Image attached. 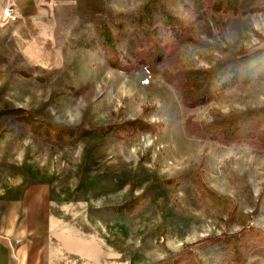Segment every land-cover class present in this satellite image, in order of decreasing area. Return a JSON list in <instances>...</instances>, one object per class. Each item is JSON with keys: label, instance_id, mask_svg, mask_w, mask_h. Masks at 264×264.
Returning <instances> with one entry per match:
<instances>
[{"label": "rangeland", "instance_id": "obj_1", "mask_svg": "<svg viewBox=\"0 0 264 264\" xmlns=\"http://www.w3.org/2000/svg\"><path fill=\"white\" fill-rule=\"evenodd\" d=\"M164 1L183 22L179 39L158 13L147 25L148 0L49 7L56 17L26 30L0 21V205L15 213L44 205L52 264H186L192 255L199 264H264V148L186 131L188 120L208 125L215 115L264 108V80L189 109L163 77L263 51L264 0L237 14H196L193 0ZM104 28L133 72L112 67ZM157 43L168 53L152 75L142 62ZM27 118L72 137H37ZM137 121L153 130L127 136L122 126ZM128 204L134 212L120 214ZM251 231L262 239L245 245L239 262L232 252L199 250L209 238Z\"/></svg>", "mask_w": 264, "mask_h": 264}, {"label": "trees", "instance_id": "obj_2", "mask_svg": "<svg viewBox=\"0 0 264 264\" xmlns=\"http://www.w3.org/2000/svg\"><path fill=\"white\" fill-rule=\"evenodd\" d=\"M184 3L185 0H179ZM256 0H218L210 6L203 0H193L192 7L196 14H202L213 8L216 13H245L247 9H254ZM158 13L163 25L169 29L172 37L179 39L182 35L183 22L172 17L166 9L164 0H148L143 9L144 21L150 25L153 14ZM150 36L148 32L146 34ZM104 50H108L112 67L122 73L128 74L134 68L123 64L116 52L113 32L104 28L100 34ZM146 50V58L142 62L146 70L152 75L157 74L158 68L164 63L168 48L161 43L153 44ZM165 81L170 84L181 98L183 105L189 109L203 107L215 98H221L224 94L238 84H250L264 80V50L239 59L227 58L216 64L209 70H183L177 74L168 71L163 73ZM27 128L37 137L53 138L57 142L65 141L72 137L71 133L63 132L49 125H43L29 118L23 120ZM127 136H132L140 131H152L153 127L141 121L128 123L122 126ZM186 131L191 137L210 139L221 145H229L240 142H254L256 146L264 148V108L248 110L243 113L230 114L228 116L215 115L208 125H199L191 120L186 123ZM216 200L221 199L213 193L210 194ZM135 208L128 204L118 209L120 214L132 213ZM261 235L258 232H248L233 238L217 239L209 238L199 244L200 252L205 257L217 256L224 253H233L236 261L241 259V251L247 246H254ZM264 243V240H263ZM231 250V251H230ZM192 255V254H191ZM183 260H186L183 259ZM186 264H199L192 255Z\"/></svg>", "mask_w": 264, "mask_h": 264}, {"label": "crops", "instance_id": "obj_3", "mask_svg": "<svg viewBox=\"0 0 264 264\" xmlns=\"http://www.w3.org/2000/svg\"><path fill=\"white\" fill-rule=\"evenodd\" d=\"M11 2L17 20L7 24L15 25L20 30H26L36 24L45 25L46 20L56 17L55 10H49V7L79 5L87 10L97 9V0H11ZM4 8V1L0 0V21L3 23ZM43 207L44 205L32 202L21 206L19 213H15L7 206L0 205V264L53 263L46 258V251L54 238L49 227L51 214L49 217Z\"/></svg>", "mask_w": 264, "mask_h": 264}, {"label": "built area", "instance_id": "obj_4", "mask_svg": "<svg viewBox=\"0 0 264 264\" xmlns=\"http://www.w3.org/2000/svg\"><path fill=\"white\" fill-rule=\"evenodd\" d=\"M4 1L5 8L3 13V20L5 23H13L17 20L15 16V8L11 2V0H1ZM145 83H148V80H146ZM144 83V84H145Z\"/></svg>", "mask_w": 264, "mask_h": 264}]
</instances>
